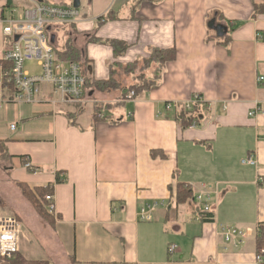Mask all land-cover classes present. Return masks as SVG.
Instances as JSON below:
<instances>
[{"label":"crops","instance_id":"1","mask_svg":"<svg viewBox=\"0 0 264 264\" xmlns=\"http://www.w3.org/2000/svg\"><path fill=\"white\" fill-rule=\"evenodd\" d=\"M47 3H77L79 23L52 34L56 43V29L69 27L88 78L107 81L114 63H135L152 48H174L177 59L142 99L88 90L83 104H31L14 116L23 123L14 124V131L11 124L10 135L0 138L1 172L14 185L31 187L53 185L58 175L65 179L54 189L55 227L46 224V234L45 227L42 234L23 227L38 257L29 258L36 253L20 244L19 252L50 264H264L255 243L264 223V82H258L264 78V14L253 19V0ZM29 8L28 0H0V19H22ZM108 14L114 19L101 23ZM110 41L129 48L115 58ZM116 77L131 83L123 71ZM196 98L198 124L183 129L179 107L192 111ZM88 104L93 110L105 106L102 117L111 119L85 118ZM9 112L0 123L7 124ZM65 113L76 114L75 124ZM250 159L256 164H243ZM179 183L194 195L203 185L213 188V222L195 214V203L177 205ZM153 203L165 206L152 221H139L141 208ZM223 228L242 231L243 244L227 243ZM42 239L53 244L44 248ZM171 246L177 247L172 255Z\"/></svg>","mask_w":264,"mask_h":264},{"label":"built area","instance_id":"2","mask_svg":"<svg viewBox=\"0 0 264 264\" xmlns=\"http://www.w3.org/2000/svg\"><path fill=\"white\" fill-rule=\"evenodd\" d=\"M28 2L31 8L24 12L22 19H0V35L7 39V47L0 58V105L47 102L55 107H67L85 103L86 77L81 64L60 60L56 54V43L52 42L55 28L79 23L80 10L52 5L45 0ZM27 61H37L39 71H25ZM258 82H264V78H259ZM47 87L50 89L49 98L45 100L42 94ZM134 97V92L128 96L129 99ZM166 109L171 111L173 104H168ZM11 128L14 131L16 125ZM243 164L255 165L256 162L250 159L244 160ZM26 167L31 168V165ZM215 196L217 193L211 186L203 185L195 195L194 203L205 215H214ZM46 201L50 203L48 211L54 214V195H48ZM164 206V203L144 206L138 213L139 221H152L154 214ZM22 233L23 225L16 216L0 214V263L12 259L19 252ZM222 236L227 243L236 246L245 240V234L236 228H223ZM176 250V246H171L169 252L172 255ZM257 260L264 263V250Z\"/></svg>","mask_w":264,"mask_h":264},{"label":"trees","instance_id":"3","mask_svg":"<svg viewBox=\"0 0 264 264\" xmlns=\"http://www.w3.org/2000/svg\"><path fill=\"white\" fill-rule=\"evenodd\" d=\"M47 2V0H46ZM255 5V12L253 19H256L258 16L264 14V2L259 3L258 0H253ZM222 18V17H221ZM114 19L111 14L104 16L100 19V22H107ZM55 44V42H53ZM230 43L229 38H225L223 45L228 47ZM108 44L113 48L115 58L122 56L129 48V45L120 41H110ZM58 58L62 61L76 62L81 64L84 73V66L82 64V53L77 49L72 40L68 39L66 47L63 51L56 50ZM177 59V50L176 49H159L152 48L149 50V57L139 60L135 63L123 65L121 63H114L111 66V77L107 81H97L92 78L86 77L85 91L93 90L104 94H115L119 93V98L125 100L128 98L131 92L135 93L136 99L144 98L147 93L155 86L159 85L166 73L167 66L170 62H173ZM123 71L124 75L130 79L131 83L128 86H125L121 81L118 80L117 73ZM200 98V97H199ZM199 98H196L197 101L193 105V110L189 111L186 109L185 105H181L178 110V120L181 122L183 129L190 128L197 125V107L200 106L201 101ZM105 106H98L94 110V120H108L111 119L110 116H104L103 111ZM71 124H75L74 117L76 114L65 113ZM0 162L3 161V156L5 155V149L3 144L0 143ZM24 166H27L28 163L23 159ZM32 170L31 168H28ZM33 171V170H32ZM65 179H61L60 175L57 177V181L53 185L47 187H31L28 183L15 181V185L19 189L23 199L28 202L38 217L44 221L47 225L55 227L56 217L54 214L48 211L50 203L46 201L48 195H54V189L57 184H61ZM195 199L194 191L184 183L178 184L177 189V205L183 206L187 204H193ZM195 214L200 216V219L204 222H213L214 215H205L196 207ZM18 218V217H17ZM19 219V218H18ZM255 243L257 251L260 254L264 250V223H260L257 226ZM0 264H50L48 261L38 260L30 261L27 260L20 252L16 253L12 259L3 260Z\"/></svg>","mask_w":264,"mask_h":264},{"label":"rangeland","instance_id":"4","mask_svg":"<svg viewBox=\"0 0 264 264\" xmlns=\"http://www.w3.org/2000/svg\"><path fill=\"white\" fill-rule=\"evenodd\" d=\"M73 3V1H70V4ZM72 5V4H71ZM7 15H10V13L7 12ZM69 27H63L58 28L55 31V35L57 36V42H56V50L63 51L66 47V43L69 36ZM7 47V39L4 38L2 35H0V51ZM24 69L27 72L35 73L39 71V66L37 61H27L24 65ZM34 107L31 104H19V103H7L0 105V117H2L3 113L7 110L11 111L9 112V118L6 123H0V138L1 136H9V128L11 124H17L23 123L20 121H16V118H14L15 115L18 114V112L26 111L30 108ZM106 109H104L103 114L105 113ZM94 114L93 110V104H88L86 107V115L85 118H90V116ZM0 214H7L11 216H16L19 218V221L23 223L24 231L29 227L35 229L36 233L42 234V231H45L49 233L48 226H46V223L42 221L40 218H38L37 213L33 209V207L26 202L19 189L10 182L8 176L6 173L0 170ZM45 227V229H43ZM43 229V230H42ZM28 230V229H27ZM43 231V232H44ZM28 233V231L26 232ZM24 234L22 233V236L20 240L22 242L20 243V248H22V251L25 250V248H31L36 254H30L28 255L29 258H37V252H36V245H33L34 243L27 241V239L24 238ZM43 247L47 248L51 244H53V240L51 241L48 239H42L40 240ZM56 242V241H55ZM54 242V243H55ZM56 244V243H55Z\"/></svg>","mask_w":264,"mask_h":264},{"label":"water","instance_id":"5","mask_svg":"<svg viewBox=\"0 0 264 264\" xmlns=\"http://www.w3.org/2000/svg\"><path fill=\"white\" fill-rule=\"evenodd\" d=\"M75 8H78L77 3H75ZM54 41H55V39L53 38V39H52V42H54Z\"/></svg>","mask_w":264,"mask_h":264}]
</instances>
